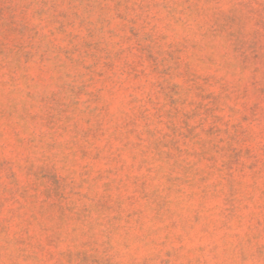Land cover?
I'll use <instances>...</instances> for the list:
<instances>
[{
  "label": "clouds",
  "instance_id": "obj_1",
  "mask_svg": "<svg viewBox=\"0 0 264 264\" xmlns=\"http://www.w3.org/2000/svg\"><path fill=\"white\" fill-rule=\"evenodd\" d=\"M0 264H264V0H0Z\"/></svg>",
  "mask_w": 264,
  "mask_h": 264
}]
</instances>
